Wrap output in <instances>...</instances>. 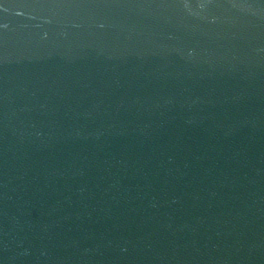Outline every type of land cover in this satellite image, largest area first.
<instances>
[{"label":"water","instance_id":"obj_1","mask_svg":"<svg viewBox=\"0 0 264 264\" xmlns=\"http://www.w3.org/2000/svg\"><path fill=\"white\" fill-rule=\"evenodd\" d=\"M0 264H264V0H0Z\"/></svg>","mask_w":264,"mask_h":264}]
</instances>
